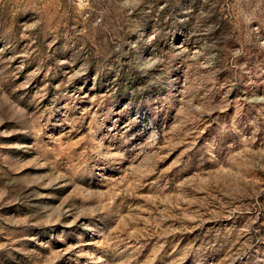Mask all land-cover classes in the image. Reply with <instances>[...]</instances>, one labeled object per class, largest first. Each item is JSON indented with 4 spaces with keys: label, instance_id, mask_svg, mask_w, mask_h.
<instances>
[{
    "label": "rangeland",
    "instance_id": "obj_1",
    "mask_svg": "<svg viewBox=\"0 0 264 264\" xmlns=\"http://www.w3.org/2000/svg\"><path fill=\"white\" fill-rule=\"evenodd\" d=\"M0 264H264V0H0Z\"/></svg>",
    "mask_w": 264,
    "mask_h": 264
}]
</instances>
